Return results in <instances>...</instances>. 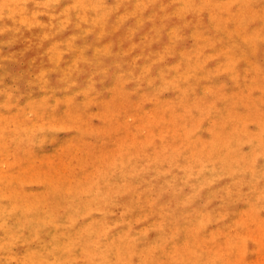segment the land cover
Returning a JSON list of instances; mask_svg holds the SVG:
<instances>
[{"label": "rangeland", "instance_id": "1", "mask_svg": "<svg viewBox=\"0 0 264 264\" xmlns=\"http://www.w3.org/2000/svg\"><path fill=\"white\" fill-rule=\"evenodd\" d=\"M100 1L82 53L62 26L44 31L46 81L26 27L46 14L0 0V206L98 225L86 212L105 181L99 228L127 237L100 259L87 241L77 264H264V0ZM177 158L188 171L161 179Z\"/></svg>", "mask_w": 264, "mask_h": 264}, {"label": "bare ground", "instance_id": "2", "mask_svg": "<svg viewBox=\"0 0 264 264\" xmlns=\"http://www.w3.org/2000/svg\"><path fill=\"white\" fill-rule=\"evenodd\" d=\"M34 1L40 9L44 11L46 17L45 21L40 22H29L26 25L29 30V35L33 38L30 42V53L29 58L33 63L35 70L39 71L38 79L49 81L48 74L50 72L55 75L58 74V71H54L52 68L48 67L46 60H44V55L41 51L42 47H46L44 43V31L50 27L60 28L61 26L67 32L65 37H68L72 43L70 44V56L74 54V48L82 53L80 45L74 43L78 38H80V32L85 30V32H90L91 28L98 25L104 26L102 21V13L99 12L98 6L100 5V0H26V2ZM53 16V17H50ZM63 21L69 26V31L66 24L62 25ZM58 24V25H56ZM17 27V20L12 19V27L10 28L9 38L13 37V31ZM13 29V31H12ZM41 43V44H40ZM51 43V42H48ZM69 43V42H68ZM81 53H79L81 55ZM108 53V52H107ZM111 55L110 53H95L91 58L81 59L86 65H102L107 60V56ZM119 64V63H118ZM120 64L118 65V68ZM56 69V68H54ZM54 71V72H53ZM222 110V106H219ZM203 113L200 112L199 115ZM245 140V137L242 139ZM226 144H231V141L226 142ZM251 145L256 146L255 143L251 142ZM263 158L264 154L258 155ZM180 158L175 160L174 165L172 166V172L166 171L162 173L163 176L167 174H172L173 178L179 180L182 177V174L188 169L179 163ZM198 165L204 166L199 160ZM203 172V169L201 170ZM204 173H208L212 176H216L217 172L214 168H207ZM257 174H255L256 176ZM186 179L189 187L192 188L191 198H196L197 193V183L195 178L191 176H183ZM239 180V181H242ZM105 181H102L98 185L94 186L95 192L90 193L93 197L97 196L101 204L104 205L103 209H91L89 208L86 212L87 217L94 219L96 223H85L75 221L74 218L66 220L61 217L53 218L48 214V210L44 211L42 217H25L22 218V212L20 209H4L0 206V264H10L9 259L11 258V248L13 245H18L24 248L23 253L15 258V264H77L78 257L81 252L87 250V241L92 240L93 246L96 247L93 249L94 257L100 259L101 256H105L104 253H111L116 245L119 243V239L116 238L118 233L124 232V227L120 225H114L107 230H102L99 228L101 222L106 220L105 213L107 209L112 205V201L107 200L104 196L107 189L111 190L114 187L107 186L103 184ZM101 185L104 186L101 189ZM106 190H105V189ZM198 196H202L198 193ZM193 199H189L190 202ZM100 204V205H101ZM193 205L186 206L189 208ZM16 207V206H15ZM208 209L207 207H205ZM25 229L24 231H19ZM128 233L129 237H133L134 231L130 230ZM125 237L126 234L124 232ZM30 240V243L27 241ZM37 242L40 246L32 247L31 244ZM29 248V250H28ZM28 250V251H27ZM27 251V252H25ZM98 253H103L99 255ZM202 254V253H201ZM210 258H212L210 256ZM209 262V261H205ZM98 264H104L99 262ZM119 264V263H113Z\"/></svg>", "mask_w": 264, "mask_h": 264}]
</instances>
